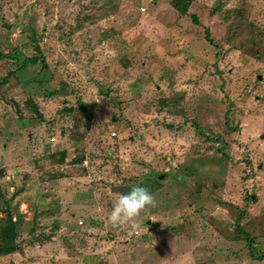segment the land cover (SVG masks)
Instances as JSON below:
<instances>
[{"label": "rangeland", "instance_id": "374dc122", "mask_svg": "<svg viewBox=\"0 0 264 264\" xmlns=\"http://www.w3.org/2000/svg\"><path fill=\"white\" fill-rule=\"evenodd\" d=\"M7 208L0 264H264V0H0Z\"/></svg>", "mask_w": 264, "mask_h": 264}, {"label": "clouds", "instance_id": "9594fccd", "mask_svg": "<svg viewBox=\"0 0 264 264\" xmlns=\"http://www.w3.org/2000/svg\"><path fill=\"white\" fill-rule=\"evenodd\" d=\"M155 206L156 199L146 187L133 186L128 193L119 195L107 219L112 228L120 229L134 224L142 212Z\"/></svg>", "mask_w": 264, "mask_h": 264}, {"label": "trees", "instance_id": "16d2710c", "mask_svg": "<svg viewBox=\"0 0 264 264\" xmlns=\"http://www.w3.org/2000/svg\"><path fill=\"white\" fill-rule=\"evenodd\" d=\"M206 31L207 33H209V29H206ZM36 48L37 50H40L38 46ZM20 54L21 53H19V51H16L15 53L16 56ZM15 55L14 57L17 58ZM23 56L24 59L21 61L20 67H26L27 63L29 62L37 63L39 61V58L37 56H32V57H28L25 55ZM28 105L33 110V112L42 116V114L38 111L37 105H35L33 101L29 100ZM62 156L64 158L65 151L62 153ZM5 211H6V216L2 220H0V256L14 252L18 248V243L16 239L18 219L13 215L12 211L9 208L5 209ZM246 238L249 239L250 247H253V244L251 242L252 239L247 233H246Z\"/></svg>", "mask_w": 264, "mask_h": 264}, {"label": "built area", "instance_id": "2783aa9c", "mask_svg": "<svg viewBox=\"0 0 264 264\" xmlns=\"http://www.w3.org/2000/svg\"><path fill=\"white\" fill-rule=\"evenodd\" d=\"M84 221L83 220H80L79 223L82 224Z\"/></svg>", "mask_w": 264, "mask_h": 264}]
</instances>
